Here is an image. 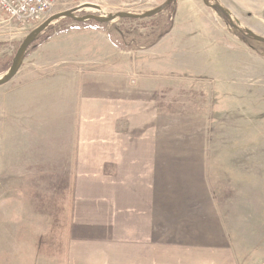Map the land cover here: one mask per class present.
Listing matches in <instances>:
<instances>
[{
	"label": "rangeland",
	"instance_id": "obj_1",
	"mask_svg": "<svg viewBox=\"0 0 264 264\" xmlns=\"http://www.w3.org/2000/svg\"><path fill=\"white\" fill-rule=\"evenodd\" d=\"M73 4L0 27V78L25 36ZM161 6L60 17L0 85V264L92 249L71 228L107 222L145 264H264V42L245 34L264 37V0L75 14Z\"/></svg>",
	"mask_w": 264,
	"mask_h": 264
},
{
	"label": "crops",
	"instance_id": "obj_2",
	"mask_svg": "<svg viewBox=\"0 0 264 264\" xmlns=\"http://www.w3.org/2000/svg\"><path fill=\"white\" fill-rule=\"evenodd\" d=\"M103 224L104 226L76 225L75 229L72 230L71 228L70 230L73 235H85V238L77 239L86 240L85 242L93 245L92 249L45 251L44 255H41L42 253L35 255L32 252L29 257L43 259L42 264H48L47 260L54 262V264H145L144 247L133 244L126 250L117 249L114 247L115 242H113L116 239L113 235V224L111 222ZM48 253L49 255H46Z\"/></svg>",
	"mask_w": 264,
	"mask_h": 264
},
{
	"label": "water",
	"instance_id": "obj_3",
	"mask_svg": "<svg viewBox=\"0 0 264 264\" xmlns=\"http://www.w3.org/2000/svg\"><path fill=\"white\" fill-rule=\"evenodd\" d=\"M218 7H220L222 9V7L220 5H217ZM89 7L92 8H96L97 6L95 5H91ZM84 6L81 7H76V8H72L66 11H61L58 13H54L52 15H50L49 17H47L43 22H41L40 24H38L35 28H33L23 39V41L21 42V44L19 45L13 59L11 62V65L9 67V70L6 72V74L4 76H2L0 78V85L9 81L18 71L19 68V64L21 61V58L24 54V52L27 50V48L30 46V44L35 40V38L42 33L54 20L59 19L60 17H64V16H68L72 19H74L75 21L78 22H82V21H86V20H94L97 22H110L115 20L116 18H146V17H151L154 16L158 13L161 12V10L163 9V7H156L153 9H150L144 13L138 14V13H133V12H118L116 14H111V15H107V16H102V15H95V14H84L82 16H78L75 14V12H77V10L79 9H83ZM245 34L255 38L258 41L264 42V37L259 36L257 34H255L254 32L247 30L245 32Z\"/></svg>",
	"mask_w": 264,
	"mask_h": 264
},
{
	"label": "built area",
	"instance_id": "obj_4",
	"mask_svg": "<svg viewBox=\"0 0 264 264\" xmlns=\"http://www.w3.org/2000/svg\"><path fill=\"white\" fill-rule=\"evenodd\" d=\"M59 0H0V27L7 23L21 26L41 21L48 12L52 11ZM75 8L88 6V12L102 13V7L112 0H72ZM139 1V0H132ZM91 5L96 8L89 7ZM86 11V8L84 9ZM78 10V11H83ZM92 10V11H91ZM87 12V11H86Z\"/></svg>",
	"mask_w": 264,
	"mask_h": 264
},
{
	"label": "trees",
	"instance_id": "obj_5",
	"mask_svg": "<svg viewBox=\"0 0 264 264\" xmlns=\"http://www.w3.org/2000/svg\"><path fill=\"white\" fill-rule=\"evenodd\" d=\"M167 30H168V28L166 29V30H164L163 32H162V34L161 35H159L155 40H159L161 37H163L164 36V34L167 32ZM156 41V42H157ZM155 43V42H154Z\"/></svg>",
	"mask_w": 264,
	"mask_h": 264
},
{
	"label": "bare ground",
	"instance_id": "obj_6",
	"mask_svg": "<svg viewBox=\"0 0 264 264\" xmlns=\"http://www.w3.org/2000/svg\"><path fill=\"white\" fill-rule=\"evenodd\" d=\"M86 11H89V8H86ZM92 11V10H91Z\"/></svg>",
	"mask_w": 264,
	"mask_h": 264
}]
</instances>
